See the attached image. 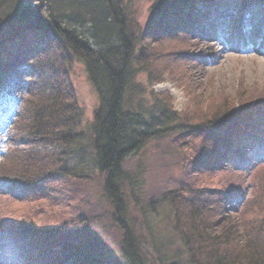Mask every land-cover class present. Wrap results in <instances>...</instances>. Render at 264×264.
Instances as JSON below:
<instances>
[{
    "label": "trees",
    "instance_id": "trees-1",
    "mask_svg": "<svg viewBox=\"0 0 264 264\" xmlns=\"http://www.w3.org/2000/svg\"><path fill=\"white\" fill-rule=\"evenodd\" d=\"M153 8L158 13L153 25L138 32L121 0H0V98L20 95L22 103L11 133L19 146L4 150L0 185L6 184L16 190L18 200L27 201L24 187H39L64 176L84 177L69 162L84 136L77 129L81 112L71 77L73 57H78L99 96L91 124L92 148L95 165L103 175L104 196L112 207V221L122 232L120 250L127 264H151L148 255L138 249L136 224L127 216L123 182L133 178L124 166L130 154L152 140L175 135L173 132L179 133L174 143L184 137H205L209 143L215 140L228 146L227 139L220 136V130L228 126L247 132L264 148V90L239 91L236 96H225L228 99L220 104H207L198 97L194 84L195 69L207 62L194 50L198 37L206 35L208 22L214 20L221 28L234 13L238 27L245 31L251 24L264 25V0H154ZM69 19L89 22L97 43L79 33ZM138 42L142 43L136 56L138 67L149 72L153 83L171 81L198 98L192 107L175 110L169 90L157 92L151 113L145 112L141 102L127 97L136 77ZM228 148L237 150L236 156L242 159L247 157L240 149ZM203 154L204 162L189 159L187 189L171 190L163 196L173 210L174 230L188 262L264 264L263 182L254 186L249 198L236 193L211 199L206 194L213 187H199L202 169L209 165L211 170L221 169L227 165L226 155L219 159L207 147ZM64 193L48 195L52 209L65 202ZM41 202L38 198L28 205L32 209ZM19 218L16 229L21 235L45 241V247L34 251L40 258L57 248L71 251L70 245H56L51 250L48 237L58 229L73 230V225L84 222L82 217L64 215L58 226L48 216L40 221L24 214ZM74 256L69 253L60 264ZM79 257L77 264L91 260Z\"/></svg>",
    "mask_w": 264,
    "mask_h": 264
},
{
    "label": "rangeland",
    "instance_id": "rangeland-1",
    "mask_svg": "<svg viewBox=\"0 0 264 264\" xmlns=\"http://www.w3.org/2000/svg\"><path fill=\"white\" fill-rule=\"evenodd\" d=\"M121 1L133 23L137 25L138 32H145L153 25L158 15L153 8L154 0ZM69 20L71 26L91 43H97L89 22ZM236 20L238 19L234 13L229 14L221 28L214 20H210L206 25V35L196 40L198 46L194 54L206 57L207 62L201 69H195L194 84L197 87L196 93L200 95L198 97L207 104H220L228 99L225 96H236L239 91L264 90V25H251L244 32L238 27ZM141 47L142 43L138 42L135 62ZM72 62L71 77L81 112L77 129L84 136L74 147L69 162L70 165L77 166L75 169L84 177L64 176L39 187H24L22 192L27 194H24L27 201L18 200L16 190L6 184L0 185V264H60L69 253L76 256L67 264H77L79 256L90 258L89 264H127L120 250L122 232L112 221V207L104 196L103 175L95 165V152L92 148L94 134L91 124L99 104V96L88 78L84 63L76 56ZM165 77L167 78L164 75ZM164 90L172 93L173 106L177 111L192 107L198 100L171 81L153 83L149 72L139 68L136 62V77L127 97L141 102L145 112L151 113L156 107L157 92ZM21 105L20 95L7 94L0 98V162L5 149L19 146L11 138V133ZM171 125H175V121H171ZM144 128L148 129L147 126ZM173 134L175 135L171 134L160 141H150L140 151L130 154L124 165L133 173L131 182H123L128 201L127 216L136 224V245L141 253L144 251L148 255L151 264H190L183 242L174 230L171 205L163 199L171 190L187 189L186 176L189 173L190 157L204 162L206 147L219 159L226 155L224 159L227 165L221 169L211 170V165L208 169H202L199 187H213L206 194L211 199L217 196L229 197L236 193H244V197L249 198L253 196L254 186L260 182L264 184V148L257 146L247 132L242 133L229 126L220 130V136L227 139L228 146L240 149L247 155L244 159L236 156L237 150L231 151L228 146L215 140L209 143L205 137L195 140L184 137L174 143V137L178 135L179 139V133ZM188 143L193 145L192 148ZM62 182L66 183L63 185L65 189L61 188ZM62 191L67 193V196L64 193V198L62 197L65 202H58L52 209L48 204V195ZM38 198L43 199V202L33 205L31 209L28 204ZM23 214L36 221L48 216L57 226L63 215L71 219L79 216L84 222L73 225V230L58 229L48 237L51 250L56 245L62 248L70 245L71 251L57 248L40 258L35 257L34 251L43 247L45 241L29 239L16 229V221Z\"/></svg>",
    "mask_w": 264,
    "mask_h": 264
}]
</instances>
